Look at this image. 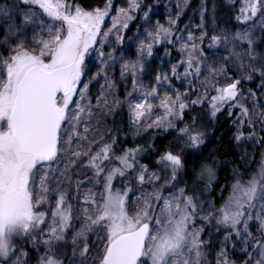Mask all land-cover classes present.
<instances>
[{
	"label": "snow or ice",
	"instance_id": "1",
	"mask_svg": "<svg viewBox=\"0 0 264 264\" xmlns=\"http://www.w3.org/2000/svg\"><path fill=\"white\" fill-rule=\"evenodd\" d=\"M188 7L0 0V264H264V0Z\"/></svg>",
	"mask_w": 264,
	"mask_h": 264
},
{
	"label": "trees",
	"instance_id": "2",
	"mask_svg": "<svg viewBox=\"0 0 264 264\" xmlns=\"http://www.w3.org/2000/svg\"><path fill=\"white\" fill-rule=\"evenodd\" d=\"M199 2H200V0H190L189 1V7L186 10L187 14L183 18L184 22H187V19L192 16V9L198 7ZM208 131H209L210 135L208 137V147L205 151V155H207L208 152H210V151H215L216 149H219L220 152L227 153V155L220 157L222 160H234L235 163L237 165H239L241 163V161L239 159L240 153H239V150H237L234 145H231V146L229 145L228 125L224 123L223 117H221V120L219 123H217L214 127H210ZM212 133H214V135ZM165 135L166 134H161V136L156 141L157 145L165 144V143H167V139H171V137H167V139H165L164 138ZM256 153L257 154H256L255 161H257L259 158V155H260L259 150H256ZM231 168H232L231 164L226 165L227 172L221 173V175L222 176L225 174L230 175ZM248 171H250V170L248 169ZM222 183H223V181H222ZM217 194H219V193H217ZM225 195H227V193H225Z\"/></svg>",
	"mask_w": 264,
	"mask_h": 264
},
{
	"label": "rangeland",
	"instance_id": "3",
	"mask_svg": "<svg viewBox=\"0 0 264 264\" xmlns=\"http://www.w3.org/2000/svg\"><path fill=\"white\" fill-rule=\"evenodd\" d=\"M189 1H190V0H189ZM175 2H176V0H171V6L173 7V10L175 9ZM160 3H161V5L163 6V5H165V4H169V3H170V0H160ZM180 3L183 4V0H180ZM161 12L164 13V14L166 15V11H165V9H164L163 7H161ZM129 35H131V33H129ZM145 82L147 83V79L145 80ZM241 147H243V146H241ZM248 151H249L250 153H252V152H253V149L249 148ZM256 154H257V153H256V151H255L254 156H253V160H254V162H251V161L247 162V168L250 170V172H251L252 170H254V169L258 166V164H259V162H260V155H259L258 160L255 161V159H256Z\"/></svg>",
	"mask_w": 264,
	"mask_h": 264
}]
</instances>
